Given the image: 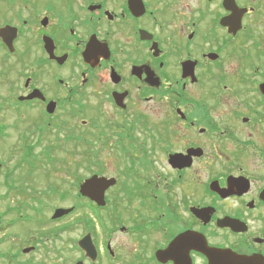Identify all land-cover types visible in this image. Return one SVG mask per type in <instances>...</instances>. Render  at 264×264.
Here are the masks:
<instances>
[{"label": "flooded vegetation", "instance_id": "obj_1", "mask_svg": "<svg viewBox=\"0 0 264 264\" xmlns=\"http://www.w3.org/2000/svg\"><path fill=\"white\" fill-rule=\"evenodd\" d=\"M233 1L241 18L225 0H0V78L16 88L0 114L21 115L34 161L86 128L113 169L88 178L116 180L104 205L77 193L26 264L63 232L70 264H211L217 250L264 264V0Z\"/></svg>", "mask_w": 264, "mask_h": 264}, {"label": "rangeland", "instance_id": "obj_2", "mask_svg": "<svg viewBox=\"0 0 264 264\" xmlns=\"http://www.w3.org/2000/svg\"><path fill=\"white\" fill-rule=\"evenodd\" d=\"M12 80L13 77L8 81L7 77L0 78V104L6 97L9 99L16 89L13 88ZM96 105L101 106L97 98L88 97V110H93ZM12 111L0 114V123L7 125L5 135L0 137V264H26L29 256L24 255L22 250L29 247L36 237L47 236L46 234L52 232L53 210L71 208L74 196L78 193L79 183L90 173L102 172L104 164L109 165L107 171L111 174L112 158L105 159V154L109 150L102 151L99 148L100 144L94 141L91 144L93 146L96 144L95 148H99L98 153L101 155L97 159L89 156L91 145L81 143L80 146L74 147V144L72 146L66 144L64 145L68 149L66 150L63 149V143H60L57 145L55 155L57 161L43 159L34 161L31 152L24 151L19 141L20 130L23 128L20 126L21 115L17 114V117L11 114ZM87 119L88 116L83 117V120L88 121ZM76 124L77 127L83 128L80 120ZM85 129L77 131L76 135L85 138ZM159 164L158 169L164 174L163 158ZM7 183L10 184V188L4 186ZM63 193L67 198H64L65 200L61 197ZM47 194L50 197L47 198L43 209L34 212L28 209L26 202L30 201L32 196L42 199V196ZM78 201L84 202L80 199ZM35 215H38V219H33L31 223L25 222ZM71 236L70 232L69 234L63 232L58 238L52 236L40 238L37 253L30 254L35 264H70Z\"/></svg>", "mask_w": 264, "mask_h": 264}, {"label": "water", "instance_id": "obj_3", "mask_svg": "<svg viewBox=\"0 0 264 264\" xmlns=\"http://www.w3.org/2000/svg\"><path fill=\"white\" fill-rule=\"evenodd\" d=\"M230 5H232V9L237 10V17L241 18V11L235 2L233 0H225V6L227 9L231 8ZM3 33V30L1 31V34ZM116 184L115 179H108L106 177H100L98 175L93 176L92 178L86 180L80 187V193L81 195L85 197H90L92 200L97 202L99 205H104V193L105 190L109 187ZM264 195V193H263ZM73 209H58L56 210L53 219H59L66 215H69ZM81 247L89 253L90 247L87 245V240L84 238L80 242ZM31 249H27L24 252L28 253ZM213 257L217 259L216 262H213L211 264H263L261 256H253V257H243L235 254L232 251L229 250H217Z\"/></svg>", "mask_w": 264, "mask_h": 264}, {"label": "trees", "instance_id": "obj_4", "mask_svg": "<svg viewBox=\"0 0 264 264\" xmlns=\"http://www.w3.org/2000/svg\"><path fill=\"white\" fill-rule=\"evenodd\" d=\"M80 143H81V142H79V140H78V145H77V146H80ZM93 153H94V152H93ZM9 188H10V187H9ZM20 255H21V252H20Z\"/></svg>", "mask_w": 264, "mask_h": 264}]
</instances>
